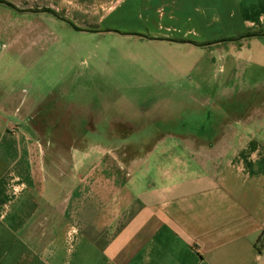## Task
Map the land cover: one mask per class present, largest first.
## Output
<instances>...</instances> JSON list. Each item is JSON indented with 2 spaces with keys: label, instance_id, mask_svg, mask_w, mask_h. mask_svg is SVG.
Here are the masks:
<instances>
[{
  "label": "crops",
  "instance_id": "1",
  "mask_svg": "<svg viewBox=\"0 0 264 264\" xmlns=\"http://www.w3.org/2000/svg\"><path fill=\"white\" fill-rule=\"evenodd\" d=\"M0 1V64L43 45L41 14L198 44L264 32V0ZM216 108L55 163L34 134L48 126L0 86V264H264V121L228 137Z\"/></svg>",
  "mask_w": 264,
  "mask_h": 264
},
{
  "label": "rangeland",
  "instance_id": "2",
  "mask_svg": "<svg viewBox=\"0 0 264 264\" xmlns=\"http://www.w3.org/2000/svg\"><path fill=\"white\" fill-rule=\"evenodd\" d=\"M40 17L46 22L34 24L44 25L36 35L44 37L43 45L12 51L0 64V86L12 89L20 109L48 126L34 134L55 163L59 154L100 151L96 145L115 138L144 140L165 121L194 124L191 112L202 106L217 107L211 118L226 122L220 133L228 137L237 135L235 125L246 136L252 119L264 121V37L229 38L218 55L213 46L116 29L83 32ZM130 33L147 37L123 35ZM199 112L202 117L206 110Z\"/></svg>",
  "mask_w": 264,
  "mask_h": 264
},
{
  "label": "water",
  "instance_id": "3",
  "mask_svg": "<svg viewBox=\"0 0 264 264\" xmlns=\"http://www.w3.org/2000/svg\"><path fill=\"white\" fill-rule=\"evenodd\" d=\"M1 3H4L2 1H0ZM9 5V4H7ZM55 16H57L55 13L53 12H49ZM72 27L76 30H78L75 26L72 25ZM110 32V30H109ZM123 35H131V36H138V37H147V36H143V35H140V34H136V33H130V34H123ZM253 37H264V32H261V33H253V34H247V35H244V36H241V37H237V38H234V39H231L229 41H239L241 39H244V38H253ZM152 39H155V38H152ZM156 39H159V40H166V41H170V42H176V43H185V44H190V45H193V46H197V47H205V46H209L210 43H207V44H198L196 42H193V41H180V40H174V39H167V38H156ZM220 42H224V41H220Z\"/></svg>",
  "mask_w": 264,
  "mask_h": 264
},
{
  "label": "trees",
  "instance_id": "4",
  "mask_svg": "<svg viewBox=\"0 0 264 264\" xmlns=\"http://www.w3.org/2000/svg\"><path fill=\"white\" fill-rule=\"evenodd\" d=\"M222 41L226 42L227 40H222ZM217 43H221V42L220 41H217V42L210 43L209 47H212V46H214Z\"/></svg>",
  "mask_w": 264,
  "mask_h": 264
}]
</instances>
